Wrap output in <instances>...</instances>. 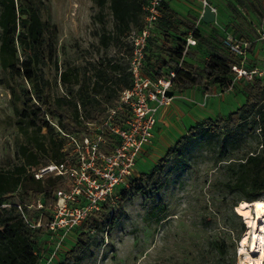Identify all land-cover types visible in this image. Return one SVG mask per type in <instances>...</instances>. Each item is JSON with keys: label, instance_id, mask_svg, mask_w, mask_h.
I'll return each instance as SVG.
<instances>
[{"label": "rangeland", "instance_id": "obj_1", "mask_svg": "<svg viewBox=\"0 0 264 264\" xmlns=\"http://www.w3.org/2000/svg\"><path fill=\"white\" fill-rule=\"evenodd\" d=\"M43 1L45 8L41 18L57 30L55 54L43 67L44 77L50 82V94L73 97L84 80L92 84L98 70L110 72V66L117 65L118 69L112 74H126L129 87L120 91L113 85L111 105L105 101L104 94L98 96L105 115L115 111L114 119L110 121L112 127L133 132L139 120L138 107L143 109L141 125L149 117L154 122L151 137L137 155L131 176L126 184L113 189L111 199L92 202L88 197L80 196L76 205L90 212L78 227L63 238L58 234L50 235L47 230L39 235L36 251L40 264L47 263L50 252L57 246L50 264L59 262L74 247L86 222L91 228L86 230V246L79 253V264H247L248 246H242V241L245 235H250L251 228L248 220L233 207L235 202L246 200L240 193L232 192L229 184L234 179L233 162L260 149L258 133L248 131L251 127L248 120L234 139H224L221 146L222 138L210 134L206 128L189 129L207 118L215 120L228 116L244 103L255 79L236 80L230 91L210 84L207 90L201 88L198 99L178 96L182 90L173 83L163 93V88L156 83V70L162 67L161 78L168 79L170 71L182 69L183 59L177 60L173 68L162 65L168 60L161 49L167 44L165 34L173 37L172 45L177 44L176 34L166 31L159 21L152 24L144 58L134 75L128 36L145 25L144 18L118 34L109 10L105 8L101 18L99 9L90 0ZM165 1L177 13L180 31L188 30V36L192 31L184 26H192L198 31V26L202 25L199 18L202 0ZM207 2L215 8L217 20L205 25L209 28L202 35L205 41L199 42L193 51L197 71L208 54L228 55L222 46L225 31L254 41L253 46L258 40L262 41L260 36L264 35V0ZM102 34L118 36V42L110 40L104 47L99 41ZM263 53L260 44L259 54ZM19 56L21 61L20 52ZM64 72L71 78L66 84L61 81ZM3 77L0 71V170H9L20 163L17 147L23 138L15 125L17 116L10 92L1 81ZM9 82L20 94L29 89L22 78ZM145 82L147 85L143 86ZM125 91L130 92L128 103L122 102ZM149 91H153L155 97H150ZM162 96L163 100L169 98L168 103H160ZM109 133L120 142L118 135ZM181 137L185 138L184 144L159 170L153 171L160 164V158ZM62 150L65 161L75 162L76 153L69 138ZM66 180L63 178L64 184L68 185L69 180ZM132 180L135 189H130ZM124 190L128 192L123 200L121 193ZM102 205L109 206L110 213H106ZM29 206L30 212L41 216L42 208ZM49 206L46 212L51 216Z\"/></svg>", "mask_w": 264, "mask_h": 264}, {"label": "trees", "instance_id": "obj_2", "mask_svg": "<svg viewBox=\"0 0 264 264\" xmlns=\"http://www.w3.org/2000/svg\"><path fill=\"white\" fill-rule=\"evenodd\" d=\"M90 1L99 9L101 18L102 11L105 8L109 10L115 33L121 34L144 17L142 8L147 0ZM44 8L43 0H0V71L4 76L1 81L10 92L17 116L15 125L23 138L17 147L20 163L9 170H0V264H40L36 239L46 230L44 224L49 220L46 210L49 205L52 208L55 204L56 192L67 190V187L59 176L48 174L35 178L34 173L51 162L59 163L65 160L62 149L68 138L66 135H76L82 139L89 133V124H102L105 121L107 115L104 114L105 108L98 96L104 94L105 101L111 105L114 93L112 86L115 85L120 91L129 87L127 75L114 76L112 73L118 66L111 65L110 72L105 69L98 70L95 74L96 80L92 84L84 80L73 97L68 94H50V82L44 77L43 67L55 54L57 30L54 25L42 20L41 11ZM160 11L161 15L157 21L166 31L176 34L177 37V44L172 45L173 37L165 34L167 44L161 46V49L168 60L162 65L173 68L177 60L183 59L181 65L184 69H176L172 80L175 87L183 90L200 86L207 90L208 85L215 84L222 90L226 89L232 81L231 66L238 63L237 56L225 48L222 40V46L228 55L212 52L208 54L200 70L191 68L185 61L188 50L182 55L188 30L180 31L177 13L165 0L161 2ZM201 24L210 23L201 20ZM184 27L192 31L196 41L194 46L205 41L199 30L192 29V26ZM113 39L118 42V36L102 34L99 41L107 47ZM19 52L23 57L21 61ZM161 70L162 67H159L154 73L157 78L163 76ZM16 78H22L29 86L22 94L9 82ZM61 81L66 84L71 78L64 72ZM248 120L251 121L248 131L258 133L260 149L246 153L233 162L231 170L234 179L229 184V189L240 193L247 202H253L264 199V80L256 78L244 103L228 116L215 120L207 118L189 131L206 128L210 134L222 138L223 146L224 139H234ZM105 138L107 152L119 143L110 133H107ZM184 141L185 138L181 137L169 148L153 171L159 170ZM132 181L130 189H135L134 180ZM127 192L128 190H124L121 193V199L126 198ZM17 202L21 203L26 219L15 206ZM38 202L42 205L40 217L28 210L29 205L36 207ZM237 205L235 202L233 207ZM102 207L106 213H110L109 206ZM39 219L42 226L32 228L30 224ZM90 228L86 222L74 247L56 264H79V253L86 246V230ZM218 247L221 250V246Z\"/></svg>", "mask_w": 264, "mask_h": 264}, {"label": "built area", "instance_id": "obj_3", "mask_svg": "<svg viewBox=\"0 0 264 264\" xmlns=\"http://www.w3.org/2000/svg\"><path fill=\"white\" fill-rule=\"evenodd\" d=\"M161 2L162 0L146 1L142 8L145 25L137 32H131L128 36L132 46L131 71L134 75L138 73L144 58V49L149 35V28L161 15ZM201 2V14L205 8H209L216 14L215 8L210 6L207 0H202ZM260 39L264 42V35H261ZM195 44L196 41L191 33L186 38L182 55H185L189 46H194ZM223 45L235 56L239 57V63L231 66L233 78L225 89L226 91L232 90L236 80L252 81L256 78L264 80V66L262 68H246L243 66V61L249 47L247 40L237 39L230 34H225L223 37ZM175 72L176 70L170 71V77L168 79L157 78L156 83L163 88V93L172 86ZM142 85L146 86L147 83L145 82ZM129 94V91L124 92L122 97L123 103H128V99L130 98ZM154 95L155 93L153 91H149L150 97H155ZM168 101L169 98L163 100L162 96L160 103L166 104ZM137 115L139 120L136 128L131 133L119 130L117 127H112L110 121H113L115 111L111 110L102 124H89V133L84 135L82 139L66 135L74 147V152L76 153L75 162L71 160H64L59 163L51 162L49 165L39 168L34 173L35 178H42L44 175L51 174L61 177L62 180L63 178L69 180L68 185H66L67 190L61 189L56 192V201L52 207L51 216H49V220L44 224L50 235L58 234L60 238H63L72 229L78 227L89 214L90 211L88 212L85 208L76 205L80 196H86L92 202L97 200L106 202L112 198V192L116 186L126 184L132 174L137 155L151 137L150 129L154 122L149 117L141 125L140 119L143 117V109L141 107H138ZM109 132L118 135L120 142L111 151L107 152L105 150L107 145L105 135ZM135 134H137V137ZM4 206L6 205H2V207ZM15 206L22 213L24 219H26L21 203L17 202ZM37 207H42L40 202H38ZM30 226L32 228L41 227V219L32 222ZM57 248L58 246L50 252L46 264L52 262Z\"/></svg>", "mask_w": 264, "mask_h": 264}, {"label": "bare ground", "instance_id": "obj_4", "mask_svg": "<svg viewBox=\"0 0 264 264\" xmlns=\"http://www.w3.org/2000/svg\"><path fill=\"white\" fill-rule=\"evenodd\" d=\"M235 211L248 220L250 235H245L242 246H248L247 264H262L264 258V200L241 201Z\"/></svg>", "mask_w": 264, "mask_h": 264}, {"label": "crops", "instance_id": "obj_5", "mask_svg": "<svg viewBox=\"0 0 264 264\" xmlns=\"http://www.w3.org/2000/svg\"><path fill=\"white\" fill-rule=\"evenodd\" d=\"M201 14V13H200ZM199 18H200V15H199ZM217 20V15L215 14V21L213 23H215ZM222 28V27H221ZM208 27L205 26V25H200L198 26V30L199 32L202 34V35H205L207 32H208ZM224 30V29H223ZM225 34H230L234 37H236L237 39H241V40H246L244 38H241L240 36H238L237 34H234L233 32L227 30L225 31L224 35ZM188 37V36H187ZM249 42V41H248ZM253 43L254 41L252 42H249V47L247 49V52H246V55H245V59L243 61V66L246 67V68H252V67H258V68H261L264 66V53L263 54H259V50H260V44H261V47L264 49V44L262 41L258 40L255 45L253 46ZM195 49V46H189L188 48V55L185 56V61L191 66V68L195 69V64H194V60L192 59V56H193V51ZM236 59L238 60V63H239V58L236 57ZM260 59L262 62H260ZM182 69H184L182 67ZM201 88L203 87H200V86H192L188 89H183L181 91L179 95H182V96H190L194 99H198L201 95ZM204 89V88H203ZM161 110L159 111V114H161Z\"/></svg>", "mask_w": 264, "mask_h": 264}, {"label": "water", "instance_id": "obj_6", "mask_svg": "<svg viewBox=\"0 0 264 264\" xmlns=\"http://www.w3.org/2000/svg\"><path fill=\"white\" fill-rule=\"evenodd\" d=\"M201 20L207 24L213 23L215 21V13L209 8H205L201 14Z\"/></svg>", "mask_w": 264, "mask_h": 264}]
</instances>
